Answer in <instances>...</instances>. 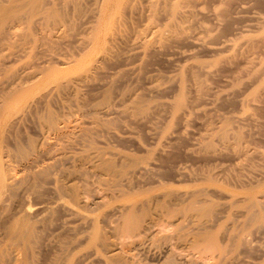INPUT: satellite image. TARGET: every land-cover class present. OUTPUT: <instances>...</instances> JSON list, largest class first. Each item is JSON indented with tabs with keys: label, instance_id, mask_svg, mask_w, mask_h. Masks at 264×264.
I'll list each match as a JSON object with an SVG mask.
<instances>
[{
	"label": "rangeland",
	"instance_id": "374dc122",
	"mask_svg": "<svg viewBox=\"0 0 264 264\" xmlns=\"http://www.w3.org/2000/svg\"><path fill=\"white\" fill-rule=\"evenodd\" d=\"M0 7V264H264V0Z\"/></svg>",
	"mask_w": 264,
	"mask_h": 264
},
{
	"label": "bare ground",
	"instance_id": "6f19581e",
	"mask_svg": "<svg viewBox=\"0 0 264 264\" xmlns=\"http://www.w3.org/2000/svg\"><path fill=\"white\" fill-rule=\"evenodd\" d=\"M2 1V0H1ZM6 1V0H5ZM8 1V0H7ZM35 1H37V0H35ZM44 1V0H43ZM46 1H48V0H46ZM16 2V1H15ZM14 2V3H15ZM22 2V1H21ZM42 2V1H41ZM40 3V2H39ZM76 3V2H75ZM81 3V2H80ZM79 3V4H80ZM166 3V2H165ZM168 3V2H167ZM182 3V2H181ZM78 4V5H79ZM164 4V3H163ZM169 4H171V3H169ZM50 5V4H49ZM153 5H156V4H153ZM17 6V5H16ZM80 6V5H79ZM172 6V5H171ZM178 6V5H177ZM47 7V6H46ZM45 7V8H46ZM76 7V6H75ZM159 7V6H158ZM181 7V6H180ZM7 9H8V7H6ZM49 8H51V7H49ZM81 8V7H80ZM172 8V7H171ZM6 9V10H7ZM157 9V8H156ZM6 10L4 9V8H1L0 7V29H2L3 28V30H4V28H5V23H6V20H7V18H9V17H7V15L8 14H6ZM39 10V9H38ZM47 10V9H46ZM51 10V9H50ZM55 10H57V9H55ZM172 10V9H171ZM10 11V10H9ZM54 12V11H53ZM59 12V11H58ZM73 12V11H72ZM171 12H173V11H171ZM177 12V11H176ZM12 13V12H11ZM51 13H52V11H51ZM55 13V12H54ZM60 13H62V12H60ZM59 13V14H60ZM63 13H65V11L63 12ZM178 13V12H177ZM14 14V13H13ZM47 14H49V15H51L50 13H48L47 12ZM58 14V13H57ZM58 14V15H59ZM54 15V14H53ZM53 15H51V17L53 16ZM62 15V14H61ZM174 15H175V13H174ZM226 15V14H225ZM62 16H64V15H62ZM17 17V16H16ZM15 17V15H14V17H13V15H12V17L11 18H16ZM49 17V16H48ZM50 17V18H51ZM11 18H9V19H11ZM53 18V17H52ZM56 19V18H55ZM58 19V18H57ZM60 19V18H59ZM61 19H64V18H62L61 17ZM14 20V19H13ZM17 20V19H16ZM10 22H12V21H10ZM14 22V21H13ZM61 22V21H60ZM67 22V21H66ZM8 23H9V20H8ZM10 25V24H9ZM7 27L6 28H9L8 27V25H6ZM5 28V29H6ZM3 30H0V31H3ZM6 30H8V29H6ZM5 30V31H6ZM4 31V32H5ZM9 31V30H8ZM8 31H6V34H8L7 32ZM5 34V33H4ZM4 44V43H3ZM149 48V47H148ZM150 49V48H149ZM145 50V49H144ZM148 54V53H147ZM151 55V54H150ZM29 70V69H28ZM30 75V74H29ZM184 82V81H183ZM13 84V83H12ZM20 85V84H19ZM22 85V84H21ZM178 86V85H177ZM180 88V87H179ZM11 92V91H10ZM15 93V92H14ZM47 95V94H46ZM182 97V96H181ZM216 97V96H215ZM217 98H218V96H217ZM3 99V98H2ZM181 99V98H180ZM5 100V99H4ZM177 100V99H176ZM216 100V99H215ZM1 101V100H0ZM218 101V100H217ZM180 102H182L181 100L179 101V103ZM6 103V102H5ZM178 103V102H177ZM3 105V104H2ZM1 106V105H0ZM29 107V106H28ZM1 108H3V107H1ZM11 108H12V106H11ZM18 108V107H17ZM179 108H181V107H179ZM6 109V108H5ZM8 109V108H7ZM16 109V108H15ZM24 109V108H23ZM11 110V109H10ZM4 111V110H3ZM23 111V110H22ZM11 112V111H10ZM4 113V112H3ZM15 113V112H14ZM38 113V112H37ZM37 116V115H36ZM53 116V115H52ZM51 116V117H52ZM23 117V116H22ZM46 117V116H45ZM1 118V117H0ZM44 118V117H43ZM10 119V118H9ZM48 118H46V120H47ZM54 119V118H53ZM52 119V120H53ZM51 120V119H50ZM40 121V120H39ZM50 122V121H49ZM77 123V122H76ZM79 123V122H78ZM52 124V123H51ZM52 126V125H51ZM61 130V129H60ZM221 130V129H220ZM226 130V129H225ZM223 131V130H222ZM221 131V132H222ZM234 130L232 129V131L231 132H233ZM82 132V131H81ZM80 132V133H81ZM229 132V131H228ZM230 132V133H231ZM1 133V132H0ZM9 133V132H8ZM112 133V132H111ZM234 133H236V132H234ZM89 134V133H88ZM223 134H225V133H223ZM222 134V135H223ZM239 134V133H238ZM235 135H237V134H235ZM4 137V136H3ZM2 137V138H3ZM237 137V136H236ZM90 138V137H89ZM93 138V137H92ZM239 138V137H238ZM30 142V141H29ZM94 143V142H93ZM32 144V143H31ZM3 145H1V147H2ZM34 147V146H33ZM213 147V146H212ZM21 149H22V147H21ZM35 149V148H34ZM32 150V149H31ZM25 152V151H24ZM23 154V153H22ZM22 156V155H21ZM100 156V155H99ZM85 157V156H84ZM81 158V157H80ZM126 159V158H125ZM33 161V160H32ZM85 161V160H84ZM137 161V160H136ZM5 161H3V158H2V156H0V189H2L1 190V194H2V191H4V189L3 188H9V187H11V189L13 188V181L15 180H17V179H15V178H17V176L15 177V175L17 174V173H15V171H14V169L13 168H11V167H9V165H7L6 166V164L4 163ZM127 162V161H126ZM54 163V162H53ZM111 163V162H110ZM50 164V163H49ZM52 164V163H51ZM57 164V163H56ZM119 164V163H118ZM31 165V164H30ZM115 165V164H114ZM52 166V165H51ZM49 168H50V166H49ZM49 168H45L44 170H42L41 171V173H39V175H37V176H40V177H42L44 174H46V173H48V169ZM112 168H113V166L110 164V165H108V169H111L112 170ZM115 168H117V166L115 167ZM143 168H145V166L143 167ZM147 168V167H146ZM153 168V167H152ZM107 169V170H108ZM141 169V168H140ZM139 169V170H140ZM111 170H110V172H111ZM142 170V169H141ZM115 171V170H114ZM117 171V170H116ZM143 171V170H142ZM145 171V170H144ZM17 172V171H16ZM141 172V171H140ZM148 172V171H147ZM77 173V172H76ZM143 173V172H142ZM115 174H116V172H115ZM111 175V174H110ZM113 175V174H112ZM120 175V174H119ZM137 175V174H136ZM35 176V175H34ZM116 176V175H115ZM24 177H25V175H24ZM40 177H38V178H40ZM46 177V176H45ZM44 177V178H45ZM19 178V177H18ZM27 179V178H26ZM115 179V178H114ZM124 179V178H123ZM51 180V179H50ZM50 180H48V181H50ZM31 181V180H30ZM43 181V180H42ZM36 182H37V179H36ZM36 186V185H35ZM34 186V187H35ZM10 188H9V190H11ZM18 189V188H17ZM34 189H36V188H34ZM7 190V189H6ZM61 190H62V188H61ZM60 190V191H61ZM58 191V190H57ZM25 192V191H24ZM7 193V192H6ZM26 193V192H25ZM3 195V194H2ZM1 195V196H2ZM27 195V194H26ZM12 196V195H11ZM103 198H104V196H103ZM1 199V198H0ZM25 199V198H24ZM248 200V199H247ZM249 200H251V198H249ZM252 200H253V198H252ZM101 202V201H100ZM103 202V201H102ZM253 202H254V200H253ZM9 204V203H8ZM257 204V203H256ZM78 205V204H77ZM251 205H255V204H252L251 203ZM250 205V206H251ZM8 206V205H7ZM123 206V205H122ZM1 208V207H0ZM3 208V207H2ZM70 208V207H69ZM72 208V207H71ZM70 208V210H71V212L72 213H75V212H73V209H71ZM75 208V207H74ZM131 208H132V206H131ZM130 208V209H131ZM193 208V207H192ZM251 208V207H250ZM4 209V208H3ZM3 209H1V210H3ZM7 208L5 207V209L4 210H6ZM75 210V209H74ZM81 210V209H80ZM127 210V209H126ZM133 210V209H132ZM128 211V210H127ZM256 211V210H255ZM259 210H257L256 212H258ZM32 212H33V210H32ZM31 212V213H32ZM135 212V211H134ZM254 212V211H253ZM1 213H3V211L1 212ZM4 213H5V211H4ZM8 213V212H7ZM30 213V209L29 208H25V212H24V214L22 213V216H20L21 218H19V216L17 215V217H18V219L19 220H16L17 222V224H15V226L13 225V226H9L10 227V237H11V234H13L12 236L13 237H20V238H22L23 240H21V241H30V240H32L31 239V237L33 236V234H34V227H33V224L30 222L31 221V218L28 216V214ZM124 213H127L126 211H124ZM123 213V214H124ZM128 213H130L129 211H128ZM249 213V212H248ZM17 214V213H16ZM19 214H21V213H19ZM42 214V213H41ZM3 215V214H2ZM32 215V214H31ZM131 215V214H130ZM134 215V214H133ZM4 216H6L5 214H4ZM123 216V215H122ZM14 217V216H13ZM108 217V216H107ZM124 217H125V215H124ZM127 217H129L128 215L126 216V218ZM133 217V216H132ZM12 218V217H11ZM15 218V217H14ZM116 218V217H115ZM136 218H137V216H136ZM257 218V217H256ZM15 220V219H14ZM130 220V222H128L127 223V232H128V230L129 229H132L131 230V233H132V231H135V230H133V229H135V227H136V225H137V222L135 221L134 222V220H132V218H130L129 219ZM12 221H13V219H12ZM125 222H127V220L125 221ZM9 223V222H8ZM138 223H140V222H138ZM10 224H12V223H10ZM121 225V224H120ZM123 225L125 226V223L123 222ZM123 225H122V228L120 227V226H118V227H120V229H124L125 227H123ZM139 227V226H138ZM141 227V226H140ZM137 229V228H136ZM99 230V229H98ZM125 230V229H124ZM1 231V230H0ZM121 231H123V230H121ZM130 231V230H129ZM9 232L8 233H6V234H9ZM124 232V231H123ZM127 232H126V235L128 236V234H127ZM135 235V234H134ZM35 236V235H34ZM33 236V237H34ZM32 237V238H33ZM6 238V237H5ZM35 238V237H34ZM24 239H26V240H24ZM35 240V239H34ZM19 241V240H18ZM20 241V242H21ZM40 241V240H39ZM248 241V240H247ZM19 242V243H20ZM27 242H25V243H27ZM244 242V241H243ZM16 243V242H15ZM31 243V242H30ZM33 243V242H32ZM36 243V242H35ZM35 243H33V245L35 244ZM251 243V242H250ZM7 244V243H6ZM5 244V245H6ZM4 245V244H3ZM21 245V244H20ZM28 246V245H27ZM36 246V244L34 245V247ZM21 247V246H20ZM23 247V246H22ZM25 247V246H24ZM33 246H31L30 247V249L32 248ZM6 248V247H5ZM9 248H11V247H9ZM13 248V247H12ZM15 248H17V247H15ZM29 248V247H28ZM1 249H3L2 247H1ZM8 249V248H7ZM34 249V248H33ZM21 250H23V249H21ZM29 250V249H28ZM3 251V252H2ZM6 249L5 250H1L0 251V254L3 256V254H6V255H8L6 252ZM25 250H23L22 252L21 251H18V252H20V253H22V254H20V253H18L19 255H22L23 257L24 256H26V255H23V254H25V253H23ZM32 251V250H31ZM31 251H30V253H31ZM3 254H2V253ZM16 252V251H15ZM26 252H27V250H26ZM29 252V251H28ZM37 252V251H36ZM34 253V252H33ZM33 253H31V255L33 254ZM27 254V256L29 255V253H26ZM1 255H0V257H1ZM15 255V254H14ZM16 255H17V252H16ZM21 257V256H20ZM20 257L18 258V260H17V258H16V260H17V262L16 263H18V261H20ZM11 258V257H10ZM32 258V257H31ZM3 261H4V259H6L5 258V255H4V259H3V257L1 258ZM27 259V258H26ZM22 260H24V259H21V261ZM59 260V259H58ZM189 260V259H188ZM12 261H13V259H12ZM2 262V261H1ZM9 263V262H8ZM7 263V264H8ZM13 263H15V261L13 262ZM15 263V264H16ZM25 263V262H24ZM54 263V262H53ZM25 264H27V263H25Z\"/></svg>",
	"mask_w": 264,
	"mask_h": 264
}]
</instances>
